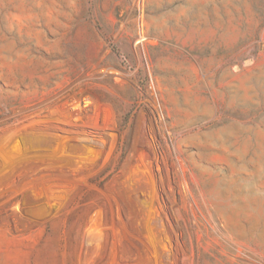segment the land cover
Segmentation results:
<instances>
[{"label": "rangeland", "instance_id": "1", "mask_svg": "<svg viewBox=\"0 0 264 264\" xmlns=\"http://www.w3.org/2000/svg\"><path fill=\"white\" fill-rule=\"evenodd\" d=\"M264 0H0V264H264Z\"/></svg>", "mask_w": 264, "mask_h": 264}, {"label": "built area", "instance_id": "2", "mask_svg": "<svg viewBox=\"0 0 264 264\" xmlns=\"http://www.w3.org/2000/svg\"><path fill=\"white\" fill-rule=\"evenodd\" d=\"M262 46L264 47V39L262 40Z\"/></svg>", "mask_w": 264, "mask_h": 264}]
</instances>
